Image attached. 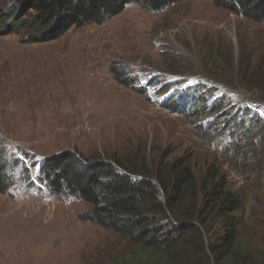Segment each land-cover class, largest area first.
<instances>
[{"label": "rangeland", "instance_id": "rangeland-1", "mask_svg": "<svg viewBox=\"0 0 264 264\" xmlns=\"http://www.w3.org/2000/svg\"><path fill=\"white\" fill-rule=\"evenodd\" d=\"M25 38L24 30L0 34V139L10 185L0 194V264H110L121 253L117 236L81 220L91 203L39 182L41 164L65 151L145 166L171 151L197 168L216 165L245 197L246 217L264 224V150L256 160L235 157L229 138L210 140L206 121L168 99L204 81L264 102V24L187 0L156 14L132 4L54 42Z\"/></svg>", "mask_w": 264, "mask_h": 264}, {"label": "trees", "instance_id": "trees-1", "mask_svg": "<svg viewBox=\"0 0 264 264\" xmlns=\"http://www.w3.org/2000/svg\"><path fill=\"white\" fill-rule=\"evenodd\" d=\"M182 1L187 0H0L6 6L0 8V34L24 30L26 44L54 42L73 28L114 20L132 4L156 14ZM209 1L264 24V0ZM226 87L198 81L168 99L175 111L206 121L210 140L227 137L235 157L256 160L264 150V102L244 101L241 91ZM2 146L1 138L0 194L10 186ZM172 156L166 152L156 165L145 166L65 151L41 164L38 180L54 194L93 205L81 220L121 244L110 264H264V224L246 217L245 197L232 189L225 172Z\"/></svg>", "mask_w": 264, "mask_h": 264}, {"label": "water", "instance_id": "water-1", "mask_svg": "<svg viewBox=\"0 0 264 264\" xmlns=\"http://www.w3.org/2000/svg\"><path fill=\"white\" fill-rule=\"evenodd\" d=\"M119 172L120 173H125L124 171H122V170H119ZM139 181L141 180V178L140 179H138ZM161 190V189H160ZM161 201H163L164 203H165V196H164V193H163V191L161 190Z\"/></svg>", "mask_w": 264, "mask_h": 264}]
</instances>
